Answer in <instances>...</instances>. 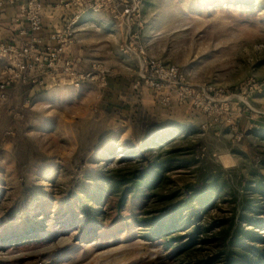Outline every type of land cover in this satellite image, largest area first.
<instances>
[{"label":"rangeland","instance_id":"rangeland-1","mask_svg":"<svg viewBox=\"0 0 264 264\" xmlns=\"http://www.w3.org/2000/svg\"><path fill=\"white\" fill-rule=\"evenodd\" d=\"M125 1L71 75L24 12L0 36V264L264 248V0Z\"/></svg>","mask_w":264,"mask_h":264},{"label":"crops","instance_id":"crops-1","mask_svg":"<svg viewBox=\"0 0 264 264\" xmlns=\"http://www.w3.org/2000/svg\"><path fill=\"white\" fill-rule=\"evenodd\" d=\"M24 4V0H17L13 4H5L4 7L0 9V36L6 35V33H4L7 31L6 29H27L25 20L19 22L18 16ZM108 14L109 12L107 11L94 13L88 8L87 4L83 5L78 0H47L42 10L43 29L42 33H40V37H43L47 45L51 43L48 38L50 32L59 30L73 23L72 35L74 44L69 47L66 55L62 57V59H70L74 61L77 66L83 68V64L86 62L88 55L85 52V46L88 45L89 41V29L93 27L96 31L103 32L105 30L103 27L109 19L107 17Z\"/></svg>","mask_w":264,"mask_h":264},{"label":"built area","instance_id":"built-area-1","mask_svg":"<svg viewBox=\"0 0 264 264\" xmlns=\"http://www.w3.org/2000/svg\"><path fill=\"white\" fill-rule=\"evenodd\" d=\"M47 0H29L28 10L22 8V12L26 14L31 31L39 32L42 29V10ZM83 5L87 4L88 8L96 13L100 11H107L118 17L119 15L125 16L130 12V8L125 6L123 13L120 14L122 5L126 3L125 0H78ZM6 2H13V0H0V9L6 4ZM132 10V9H131ZM29 11V12H28ZM28 12V14H27ZM73 23L56 30L55 34L51 36V41L55 43L52 49H48V53H38L36 60L38 63H47L48 68L60 67L63 74H74L73 66L70 62L64 61L62 55L65 52L66 47H70L74 44L73 38ZM24 53H27L25 50ZM77 86V85H76Z\"/></svg>","mask_w":264,"mask_h":264},{"label":"trees","instance_id":"trees-1","mask_svg":"<svg viewBox=\"0 0 264 264\" xmlns=\"http://www.w3.org/2000/svg\"><path fill=\"white\" fill-rule=\"evenodd\" d=\"M160 177H161L160 174L157 173L156 175H154V179H152V180L147 179L146 184L150 183L148 186H153V184H155V182H157L160 179ZM188 203H190V202H188ZM201 206H203V205H201ZM193 210H194V207H191L189 209V212H192ZM195 235H196V233L194 234V236ZM255 239H257V242H259L260 244H262L264 246V237H260V236L256 235ZM244 249H249V248L243 246L241 248V250L244 251ZM250 250L252 251L251 252L252 254L250 256L245 255L244 252L242 254H238L237 255L238 256V262L236 264H264V248H250ZM229 255H230V253H228V256ZM225 264H230L229 259L227 260V263H225Z\"/></svg>","mask_w":264,"mask_h":264}]
</instances>
